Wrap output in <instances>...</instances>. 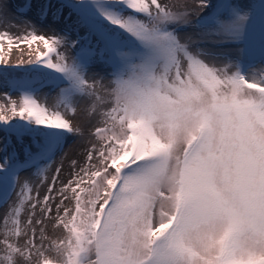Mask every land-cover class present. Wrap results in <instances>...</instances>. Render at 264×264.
I'll return each mask as SVG.
<instances>
[{
	"label": "snow or ice",
	"instance_id": "snow-or-ice-1",
	"mask_svg": "<svg viewBox=\"0 0 264 264\" xmlns=\"http://www.w3.org/2000/svg\"><path fill=\"white\" fill-rule=\"evenodd\" d=\"M201 7L211 10L193 17L164 0H0V52L5 41L9 51L14 41L44 49L32 67L0 68L5 98L23 94L0 113V204L8 205L0 264H264V67L248 78L256 62L264 66V0ZM18 24L22 36L7 31ZM45 87L57 95L51 110L37 99ZM85 128L101 143L59 203L56 177L49 195L33 197L20 174ZM45 221L58 238L40 227L37 242Z\"/></svg>",
	"mask_w": 264,
	"mask_h": 264
},
{
	"label": "rangeland",
	"instance_id": "rangeland-1",
	"mask_svg": "<svg viewBox=\"0 0 264 264\" xmlns=\"http://www.w3.org/2000/svg\"><path fill=\"white\" fill-rule=\"evenodd\" d=\"M22 2L23 0H8V3L12 5H21ZM164 2L168 3L169 5H175L181 8H186L193 15V17L197 13H205L211 10V9L202 8L201 0H164ZM210 2L212 4H215L217 0H210ZM237 2L240 4H247L250 2V0H237ZM13 24H17V21H13ZM2 29H3V25H0V30ZM7 31L14 36H22L27 31V28L23 24H18V26L8 27ZM41 32L46 36L51 35V33L47 30V28H41ZM237 47L238 46L235 43L230 42L224 46V50L231 52L234 58ZM37 48H39L41 51H44L43 43L37 41L35 43H31V47H29V43H18L17 41H14L11 51H9V46L5 41L3 51L0 52V56L4 57L6 64L0 63V68L15 66L20 61L25 62L23 65H20L21 68L32 67V65H29L27 63V61L29 60L34 61L36 59V56L38 55L36 51ZM60 51L66 54V56L68 57L67 62L70 63L73 56L72 49L70 48L60 49ZM52 61L53 63L57 62L55 56H53ZM225 62L226 61H224L223 59H218L214 61V63H216L218 67H223V64ZM233 63H235V59H233ZM255 65H258V68H256ZM255 65L248 69L249 79H251L252 76L254 75L257 78H259L261 74L260 70L262 67H264L261 66L259 62H256ZM91 75H93V73H90V76ZM109 86H110V81L108 79H105L102 83V87L98 85L100 93L105 94L109 90ZM6 91H10V90L6 89L3 86H0V113H3V111L6 108H10L12 101H15L17 105H19L22 102L23 94L21 92L12 91L11 99L9 100L4 96V93ZM37 99L41 104H46V106L51 110L54 108L56 104L57 95L56 92L51 91L48 87H45L41 89L39 93H37ZM61 111H64V109H61ZM99 126L103 127L102 124H100ZM100 143L101 141L99 140V138L93 137L89 133L88 129L85 128L84 134L79 139L69 140L63 152L57 154L51 161H41L38 168L33 167L26 171H23L18 177V182H23L25 177H27L30 181L29 187L33 189L31 195L33 197H37L38 194L37 198L43 200V197L45 195H49L48 186L53 183V177H56L55 192H53L51 195L54 196L55 203H59L61 199V197L59 196V192L62 189L63 185L66 184L74 176H76V174L80 171L81 167H84L86 165L87 150L91 148L93 144L99 145ZM73 161H76L75 166L73 165ZM57 169H60L59 174H57L56 172ZM17 191H19V188H17ZM12 199L13 200L16 199L15 195H13ZM9 203H11V201ZM67 203L68 202L65 201V204ZM7 208L8 205L0 204V227H2L3 225L2 217ZM26 210L28 212H31L30 208L26 207ZM54 213H55V206L53 204V214ZM23 216H24V212L22 211L21 217L23 218ZM36 216L38 219L40 218L39 208H37L36 210ZM40 227H45L46 231L44 235L46 237H50L51 239L58 238L57 236H52L51 227L47 225V221H45L44 225L37 226V242H39L40 239V233H39ZM45 244L47 245V241H45Z\"/></svg>",
	"mask_w": 264,
	"mask_h": 264
},
{
	"label": "bare ground",
	"instance_id": "bare-ground-1",
	"mask_svg": "<svg viewBox=\"0 0 264 264\" xmlns=\"http://www.w3.org/2000/svg\"><path fill=\"white\" fill-rule=\"evenodd\" d=\"M23 3H24V0H23V2L21 3V5H22ZM33 3H39V0H33ZM255 67L258 68V65H255ZM255 67H254V68H255Z\"/></svg>",
	"mask_w": 264,
	"mask_h": 264
}]
</instances>
